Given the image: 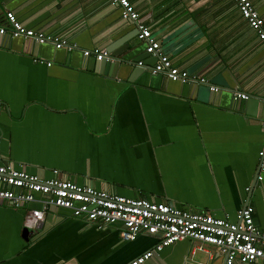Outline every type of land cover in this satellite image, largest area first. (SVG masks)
<instances>
[{
  "label": "crops",
  "instance_id": "0c3cea01",
  "mask_svg": "<svg viewBox=\"0 0 264 264\" xmlns=\"http://www.w3.org/2000/svg\"><path fill=\"white\" fill-rule=\"evenodd\" d=\"M251 1L264 17V0ZM131 2L173 64L208 83L152 74L157 58L111 0H0L1 17L11 10L78 47L0 35V164L230 219L249 203L264 228L257 32L236 0ZM93 48L129 62L101 68L103 60L82 54ZM236 90L250 97L235 98ZM120 229L56 207L36 223L27 208L0 205V264H125L158 242L147 232L123 239ZM223 261L218 248L183 239L143 264Z\"/></svg>",
  "mask_w": 264,
  "mask_h": 264
},
{
  "label": "built area",
  "instance_id": "2783aa9c",
  "mask_svg": "<svg viewBox=\"0 0 264 264\" xmlns=\"http://www.w3.org/2000/svg\"><path fill=\"white\" fill-rule=\"evenodd\" d=\"M121 7L122 17L137 26V36L146 43V51L155 56L156 62L149 69L152 74H164L174 81L192 80L208 83L204 76H194L187 70L173 64L162 51L149 25L140 20V14L131 0H111ZM243 17L253 28L264 45V17L254 7L251 0H236ZM31 38L39 44L50 43L57 49L74 50L76 44L58 36L45 33L25 25L17 15L8 10L0 22V35ZM84 56L94 55L97 60L109 57L105 49H83ZM51 62H48L50 64ZM143 66L144 61L139 60ZM210 88L218 90L216 85ZM234 97L249 98V94L236 90ZM264 133V121L262 122ZM264 168V147L259 150ZM49 179L30 174L16 168L12 163L0 164V205L27 208L29 216L40 223L51 208H65L77 218L86 219L98 226H120L123 239H135L141 233L158 234V242L153 248L143 252L125 264H143L154 253L165 246L183 239L212 245L224 255L222 264L264 263V228L254 221V207L247 203L239 209L237 218L215 216L208 212H193L163 201L144 197H129L97 189L87 184H79L58 176V171ZM262 179V175H258ZM247 189H250L249 187Z\"/></svg>",
  "mask_w": 264,
  "mask_h": 264
},
{
  "label": "water",
  "instance_id": "95a60500",
  "mask_svg": "<svg viewBox=\"0 0 264 264\" xmlns=\"http://www.w3.org/2000/svg\"><path fill=\"white\" fill-rule=\"evenodd\" d=\"M14 38H18V37H14ZM20 38L23 39V37H20ZM125 58H119V57L115 56L114 54L109 53V57H105L103 59V61L101 62V68L103 66L104 67L111 66L112 68H116V67L118 68L123 62H129V60L128 59H125ZM138 67H144V66L138 65ZM25 230L28 231L27 228H25Z\"/></svg>",
  "mask_w": 264,
  "mask_h": 264
},
{
  "label": "trees",
  "instance_id": "16d2710c",
  "mask_svg": "<svg viewBox=\"0 0 264 264\" xmlns=\"http://www.w3.org/2000/svg\"><path fill=\"white\" fill-rule=\"evenodd\" d=\"M3 21V17L0 16V22Z\"/></svg>",
  "mask_w": 264,
  "mask_h": 264
}]
</instances>
